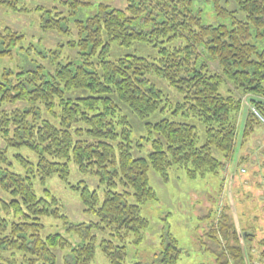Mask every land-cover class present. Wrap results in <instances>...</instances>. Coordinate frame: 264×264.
I'll return each instance as SVG.
<instances>
[{"label":"trees","instance_id":"obj_1","mask_svg":"<svg viewBox=\"0 0 264 264\" xmlns=\"http://www.w3.org/2000/svg\"><path fill=\"white\" fill-rule=\"evenodd\" d=\"M21 1L0 0V6L22 12ZM112 1L66 0L60 4L67 15L55 8L44 11L45 32L70 36L74 23L77 40L67 45L78 50L77 56L37 51L49 65L30 61L33 69L2 73L0 138L7 148L0 149V192L8 199L0 198V264H93L94 229L105 236L100 248L108 262L126 264L127 245H140L150 227L142 206L157 200L150 171L163 181L173 168L191 179L219 174L235 153L244 98L264 109V0H128L124 9ZM205 8L215 21H208ZM23 41L21 33L0 25L1 58L12 59L19 49L29 61L35 50L20 48ZM135 45L156 54L112 52ZM154 79L175 89L183 103L167 104ZM168 106L178 121L149 122ZM129 115L148 131L143 138L151 145L148 159L133 156ZM192 119L201 124L203 140L199 128L187 122ZM256 127L261 129L249 111L244 141ZM22 147L38 160L34 165L17 155L25 169L17 174L8 169L7 149ZM72 163L83 174L109 178L102 203L87 186H71L97 223L70 225L58 198L47 189L42 197L36 194V181L45 185L57 176L66 182ZM119 186L122 191H115ZM45 218L63 220L79 242L74 246L60 233L44 235ZM224 221L208 233L215 264H248L240 240L247 243L250 235L240 236ZM165 238L169 243L164 239L154 264H178L182 250L171 234Z\"/></svg>","mask_w":264,"mask_h":264},{"label":"rangeland","instance_id":"obj_2","mask_svg":"<svg viewBox=\"0 0 264 264\" xmlns=\"http://www.w3.org/2000/svg\"><path fill=\"white\" fill-rule=\"evenodd\" d=\"M64 1L66 0H24L21 1L24 6L21 8L22 12H13L0 6V25L8 26L24 36V41L19 45L20 48L27 50L33 46L35 50L31 52L29 61L26 63L19 49L15 50L12 59L0 57V78L4 70L17 71L20 66L33 69L30 61L49 65L47 59H40L41 56L36 53L37 51L42 55L48 50H54L57 53L61 51V58L77 56L78 50L67 45L68 42L77 40L74 23H70L73 34L70 36L45 32L41 26L44 11L55 8L67 15V9L60 4ZM127 3L128 0L112 1V5L118 9H124ZM38 8L41 10L38 11ZM205 10L207 11L206 8ZM85 14L89 15V12ZM205 16L208 21H215L211 11H207ZM62 45L64 47H61ZM156 51L154 48L143 45H135L126 50L113 47L112 50L114 56L136 54L143 57L154 56ZM213 68L216 66L213 65ZM154 80L165 93L167 104H172L174 108L176 104L183 103V97L165 81ZM250 99V97L244 98L238 125L237 146L227 169L221 170L217 175L191 179L185 170L173 168L170 170L168 181H163L158 174L150 171V183L157 195V200L142 206V216L148 219L150 227L145 232L144 240L140 245L132 243L127 245L126 264H154L155 256L164 249V239L168 234L172 235L182 250L178 264H215V256L208 249L210 242L208 233L211 231V226L217 225L219 220L228 221L240 236L245 233L250 235L248 238H251V241L246 243L243 238L240 240L246 250L245 259L248 264H264V175L257 144V137L261 133L260 127H256L254 133L245 141L243 138L246 117L253 107ZM7 108L14 107L8 106ZM173 108L166 107L163 114L156 115L149 122L154 123L163 118L178 121L180 116L173 114ZM129 117L134 126L133 156L148 159L151 145L143 140L148 137V131L133 115ZM187 122L199 128L203 140L201 124L194 119ZM5 148L7 144L0 138V149ZM7 150L10 164L8 169L17 174L25 173V169L17 161V155L24 157L34 165L37 163V155L27 147L8 148ZM242 168L247 170L246 174H241ZM108 180L109 178L102 174H83L78 166L72 163L70 164V177L66 182L61 181L57 176L50 178L45 185L36 181L35 191L38 197H42L44 190L47 189L58 198L64 206L63 214L68 218L70 225L92 224L99 221L97 216L85 212L80 193L74 191L71 186H87L89 190L98 193L100 203H102L108 189ZM115 191L121 192L122 187L119 186ZM0 198L8 199V196L0 192ZM131 202L133 203L134 199H131ZM43 223L46 227L44 235L60 233L66 236L74 246L79 242L76 233L67 232L68 227L65 226L63 220L45 218ZM92 233L97 237L93 264H110L100 248L101 240L105 237L103 232L94 229ZM220 241L222 242L221 237ZM166 243H169V240L166 239Z\"/></svg>","mask_w":264,"mask_h":264},{"label":"built area","instance_id":"obj_3","mask_svg":"<svg viewBox=\"0 0 264 264\" xmlns=\"http://www.w3.org/2000/svg\"><path fill=\"white\" fill-rule=\"evenodd\" d=\"M252 113L261 125V135L257 141V144L260 150L259 160H260V163H262L261 164L262 171H263L262 173L264 175V109L261 110V109H258L257 107H253ZM246 173H247L246 169H241V174H246ZM263 185H264V177H263Z\"/></svg>","mask_w":264,"mask_h":264}]
</instances>
